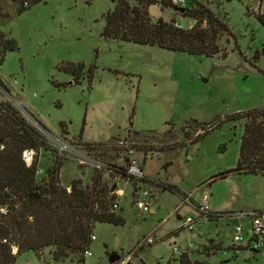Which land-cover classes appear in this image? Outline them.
Here are the masks:
<instances>
[{"label": "rangeland", "instance_id": "obj_1", "mask_svg": "<svg viewBox=\"0 0 264 264\" xmlns=\"http://www.w3.org/2000/svg\"><path fill=\"white\" fill-rule=\"evenodd\" d=\"M196 1L229 28L230 34L219 39L224 58L103 38L110 0H42L1 27L18 49L8 51L0 66L7 88L0 87V101L12 104L54 143L66 140L84 150L83 162L77 156H60L59 182L67 186L79 178L87 184L101 172L109 187L118 188L115 214L123 219L119 225L95 224L90 255L84 254L82 261H53V249L46 247L21 252L15 264H109L111 252L123 258L147 237L155 242L128 264H178L174 247L186 253L191 264H264L251 250L230 249L234 216L198 220L197 232L181 228L177 219L194 214L181 204V197L202 184L208 188L211 212L245 215L264 210V173L232 172L209 184L211 177L237 164L245 119L233 115L264 106V27L255 17L264 14V0ZM151 13L153 20L158 14L164 20L176 18L180 26L192 23L172 6L158 3ZM65 62L93 66L92 81L84 75L68 84L72 76L59 68ZM126 136L128 143L123 144L133 146L132 155L119 144ZM86 143L100 144L92 150ZM55 155L49 151L39 156L43 174ZM130 158L145 176L175 185L180 195L148 184L134 190L100 168L106 163L127 168ZM144 190L150 194L146 211L137 204Z\"/></svg>", "mask_w": 264, "mask_h": 264}, {"label": "trees", "instance_id": "obj_2", "mask_svg": "<svg viewBox=\"0 0 264 264\" xmlns=\"http://www.w3.org/2000/svg\"><path fill=\"white\" fill-rule=\"evenodd\" d=\"M41 1L0 0V66L8 51L18 49L16 40L8 36L1 27ZM110 3L111 7L104 14V25L100 33L105 39L207 57L220 54L224 58L227 54L219 44L221 36L230 34L226 22L199 1L190 0V5L184 6L185 11L179 13L192 19L193 23L187 27L178 25L174 17L169 20L151 18L148 10L150 5L159 3L162 7L176 8L170 0H110ZM255 17L264 27V14L257 12ZM59 68L72 76L68 84L78 83L84 75L89 82L92 81L93 66L85 69L83 63L65 62ZM0 87L7 89L1 78ZM233 118L245 119L237 164L234 168L211 177L209 184L232 172L264 173V106L237 112ZM36 121L46 129L40 121ZM217 125H212L209 130L198 135L194 142ZM129 131L128 128L127 133ZM63 132L66 133V130L62 129ZM133 132L138 135L137 131ZM123 143H128L127 136L119 141L121 147L127 150ZM99 144L84 145L95 149ZM26 150H33L30 162L23 157ZM49 151L56 155L44 174L38 177L35 171L39 156ZM63 155L51 147L45 135L21 116L12 104L0 101V264H15L16 256L21 252H39L46 247H52L53 261L68 257L82 261L92 240L91 236L94 235L95 224H123L122 217L115 214L118 188L115 186L112 191L113 186L109 187L102 180L101 172L93 174L87 184L79 178L72 179L67 186L59 182L62 166L60 156ZM100 168L129 182L134 190L141 184H148L178 193L175 185L156 181L144 174L136 178L127 173L126 167L106 163ZM229 214L231 213L210 212L206 218L230 217ZM230 249L234 250L233 247ZM178 264H191L186 253H181Z\"/></svg>", "mask_w": 264, "mask_h": 264}, {"label": "built area", "instance_id": "obj_3", "mask_svg": "<svg viewBox=\"0 0 264 264\" xmlns=\"http://www.w3.org/2000/svg\"><path fill=\"white\" fill-rule=\"evenodd\" d=\"M190 2V0H170L172 5L177 7H184L186 3ZM48 138V137H47ZM50 140V141H49ZM48 144L55 148L61 154L73 155L79 157V161L83 162L87 160V155L84 150H79L76 146L72 145L70 142L66 140H58L54 143L52 139H47ZM129 155H132L133 149L131 146H126ZM33 156V150H26L23 153V157L26 161H31ZM29 161V162H30ZM43 170L41 168H36L35 175L39 176ZM127 173L131 176L136 178L141 177L143 175V171L139 166L138 162L135 159H129L127 164ZM195 195V202L192 199ZM142 199L137 202L140 208L143 211L148 210V202L146 201L147 197H150L149 191L144 190L141 192ZM209 192L207 185H200L196 188L193 194L182 197L181 204H187L194 208V214L192 216H186L184 218H180L182 220L180 227L184 228L191 232H197V223L198 220L207 219V215L211 212L209 207ZM117 205H114L116 207ZM4 211V209H1ZM178 207L175 208V213H177ZM229 216L236 217L239 221L234 224L233 226V237H232V244L231 248H234V251L238 250L239 248H245L248 250L253 251L254 253L259 254L264 259V210L243 214H229ZM246 217L248 222L243 224L241 219ZM91 239L94 240L95 236L92 235ZM244 241V243H240ZM155 242V239L147 237L142 239L137 243V246L134 248L133 251L126 254L123 258H120L114 262L115 264H128L131 261V258L135 256V254L144 248L146 245L149 246ZM15 252V249H13ZM173 253L177 255H181L182 251L174 247ZM85 255H90L88 250L85 251Z\"/></svg>", "mask_w": 264, "mask_h": 264}, {"label": "water", "instance_id": "obj_4", "mask_svg": "<svg viewBox=\"0 0 264 264\" xmlns=\"http://www.w3.org/2000/svg\"><path fill=\"white\" fill-rule=\"evenodd\" d=\"M175 10H178L180 13L185 11V7H176ZM115 184L112 187V191L115 189ZM119 259V255L116 252H111L108 255V262L109 263H114Z\"/></svg>", "mask_w": 264, "mask_h": 264}, {"label": "crops", "instance_id": "obj_5", "mask_svg": "<svg viewBox=\"0 0 264 264\" xmlns=\"http://www.w3.org/2000/svg\"><path fill=\"white\" fill-rule=\"evenodd\" d=\"M156 5H157V4H153V5H150V6H149V8H148V10H149V14L152 15V13H151V7H154V6H156ZM174 9H175V8H174ZM154 17H155V18H156V17L158 18V17H160V16L157 14V15H155ZM192 23H193V21H192ZM192 23H191V24H192ZM142 171H143V170H142ZM143 174H144V173H143ZM162 191H163V190H162ZM116 193H118V190L116 191ZM178 194H179V193H178ZM179 195H180V194H179ZM185 197H186V196H185ZM181 198H182V197H181ZM195 198H196V197H195V195H194L193 198H192V199L194 200V202H195V200H196ZM181 203H182V201H181ZM188 207L192 208L193 211H194V208H193L192 206L188 205ZM150 211L153 212V209H150ZM178 211H179V208H178ZM178 211H177V212H178ZM180 218H181L180 216H177V219H178V220H180ZM238 221H239V220L235 217V218H234V223H233V224L237 223ZM233 226H234V225H233ZM94 240H95V239H94ZM230 247H231V245H230Z\"/></svg>", "mask_w": 264, "mask_h": 264}]
</instances>
